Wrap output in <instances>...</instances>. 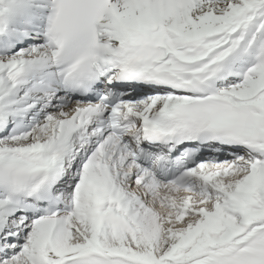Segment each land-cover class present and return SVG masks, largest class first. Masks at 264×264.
I'll return each instance as SVG.
<instances>
[{"label":"snow or ice","instance_id":"obj_1","mask_svg":"<svg viewBox=\"0 0 264 264\" xmlns=\"http://www.w3.org/2000/svg\"><path fill=\"white\" fill-rule=\"evenodd\" d=\"M0 264H264V0H0Z\"/></svg>","mask_w":264,"mask_h":264}]
</instances>
